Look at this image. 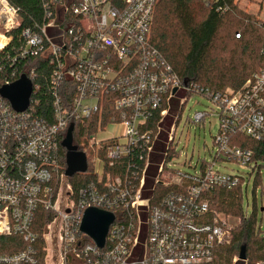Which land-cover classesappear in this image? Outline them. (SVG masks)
I'll use <instances>...</instances> for the list:
<instances>
[{"label": "built area", "instance_id": "obj_1", "mask_svg": "<svg viewBox=\"0 0 264 264\" xmlns=\"http://www.w3.org/2000/svg\"><path fill=\"white\" fill-rule=\"evenodd\" d=\"M199 1L220 15L231 10L219 0ZM158 2L82 0L70 7L62 0H43L44 22L16 33L22 27L20 11L10 0H0V58L12 68L44 57L51 68L44 92L34 83L36 70L28 72L33 93L26 111L16 112L0 96V239H11L0 241V264H214L218 249L231 244L241 220L230 225L212 207L211 192L240 188L243 193L246 179L221 173V163L261 172L252 151L232 145V138L244 135L264 142V70L236 92H211L183 82L152 42ZM258 27L264 31V16ZM49 29L62 31L60 43L48 36ZM15 40L19 47L6 51ZM21 77L13 71L0 79V88ZM180 93L202 95L218 110L220 131L212 161L194 174L169 166L180 116H174L168 130L163 125ZM108 103L116 115L89 144L98 183L75 193L61 163L63 138L75 122L102 115ZM207 115L195 113L192 124ZM158 118L156 127L151 126ZM109 127L114 133L99 139ZM163 131V160L154 193L147 198L146 179ZM114 168L122 174L106 172ZM157 187L165 192L157 195ZM90 208L115 216L102 249L80 231ZM42 212L52 219L40 235L36 229Z\"/></svg>", "mask_w": 264, "mask_h": 264}, {"label": "trees", "instance_id": "obj_2", "mask_svg": "<svg viewBox=\"0 0 264 264\" xmlns=\"http://www.w3.org/2000/svg\"><path fill=\"white\" fill-rule=\"evenodd\" d=\"M10 1L20 11L22 27L16 33L32 27L35 23L44 22L43 0ZM81 3L82 0H62V4L70 7H78ZM218 4L227 5L231 10L220 15L210 5L199 0H159L154 13L151 38L183 82L211 92H236L254 74L264 70V31L258 27L264 11L259 10L257 13L240 11L234 0H219ZM57 9L60 11L61 6H57ZM216 44L221 46L224 53L229 56L225 61L217 59L214 55L217 49ZM18 47V41L15 40L6 51ZM221 62L227 69L220 67ZM252 66L256 67V70H253ZM1 67H4V71L0 70V79L9 77L13 71L20 77L27 76L28 72L36 70L39 79L34 83L35 85L39 83L43 87V92L46 91L45 77L51 70L48 59L28 58L22 64L12 68L1 59L0 69ZM39 100L47 107L49 106L48 100H41V97ZM115 115L112 106L108 103L102 115H95L84 124L77 122L73 124V143L80 151L86 153L89 165L87 173L76 174L67 180L75 193L89 183H98V177L93 174L90 165L93 152L88 144L98 129L105 128L112 120L111 117ZM173 120L174 116L167 117L163 126L168 130ZM158 121L159 118L151 121V126L156 127ZM166 139L167 134L163 131L161 141L157 143L156 152L152 156V165L148 171L143 192L144 197L148 198L154 193L151 190L158 166L163 160L162 153L165 151ZM232 145L252 151L253 161L258 165L264 163V142H257L244 135H236L232 138ZM175 154L176 152L171 149L168 159ZM65 156L66 150L61 146V163L64 169H66ZM101 157L105 158L104 148L101 150ZM106 172L114 177L122 174V171L117 168L107 169ZM156 189L157 195L165 192L161 187ZM243 200L240 188L216 189L211 192V204L215 210L240 217L241 220L232 231L231 244L218 249L214 264H232L242 246H246L247 264H264V233L258 225L255 214L246 217ZM39 219V227L36 231L41 235L46 220L49 221L52 217L42 212ZM0 241L7 244L11 239H0ZM40 241L42 242L41 239ZM246 263L239 260L236 262V264Z\"/></svg>", "mask_w": 264, "mask_h": 264}, {"label": "rangeland", "instance_id": "obj_3", "mask_svg": "<svg viewBox=\"0 0 264 264\" xmlns=\"http://www.w3.org/2000/svg\"><path fill=\"white\" fill-rule=\"evenodd\" d=\"M234 1L237 3V8L243 12L257 13L259 10L264 11V0ZM61 34L62 31L59 29L48 30V36L57 44L60 43L58 36ZM216 46L217 49L214 51V55L217 59L220 58L221 61H225L229 58L221 46L218 44ZM219 65L221 68L227 69L226 66H223V62ZM252 68L256 70V67L252 66ZM172 108V116H180V120L177 123L175 142L172 146L176 154L169 166L173 170L194 174L205 163L212 161L215 152L214 139L220 131V122L218 116H216L218 110L202 95L195 94L188 98L183 93H180L177 99L174 100ZM195 113H206L208 115L202 123L194 125L191 121ZM112 133H114V128L109 127L100 133L98 138L101 140L107 139ZM218 166L217 169L223 174L237 175L246 179L243 186V210L248 217L255 214L258 225L261 226L264 233V211H261V208H264V163H259V166H261L260 174L258 172L253 173L251 169L236 163H221ZM216 210L218 211V209ZM222 216L227 217L229 224L232 226L239 223L240 220V217L232 214L222 212ZM232 264L235 263L232 261Z\"/></svg>", "mask_w": 264, "mask_h": 264}, {"label": "water", "instance_id": "obj_4", "mask_svg": "<svg viewBox=\"0 0 264 264\" xmlns=\"http://www.w3.org/2000/svg\"><path fill=\"white\" fill-rule=\"evenodd\" d=\"M32 93V82L24 75L15 83L0 88V96L7 100L16 112H24L28 109ZM73 130L74 125H71L62 141V147L66 150L65 176L68 179L73 178L76 174H85L88 171L87 155L74 145ZM261 211L263 212L264 208H261ZM114 220L115 216L112 213L90 208L84 213L80 231L88 235L97 247L102 249L105 246L109 228ZM238 259L243 262L246 261V246L241 247Z\"/></svg>", "mask_w": 264, "mask_h": 264}, {"label": "bare ground", "instance_id": "obj_5", "mask_svg": "<svg viewBox=\"0 0 264 264\" xmlns=\"http://www.w3.org/2000/svg\"><path fill=\"white\" fill-rule=\"evenodd\" d=\"M4 42H5L4 40L1 42V43H2V45L4 44Z\"/></svg>", "mask_w": 264, "mask_h": 264}]
</instances>
